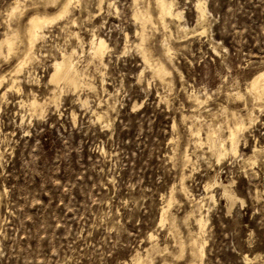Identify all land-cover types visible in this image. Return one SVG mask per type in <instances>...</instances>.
Listing matches in <instances>:
<instances>
[{
    "label": "rangeland",
    "instance_id": "374dc122",
    "mask_svg": "<svg viewBox=\"0 0 264 264\" xmlns=\"http://www.w3.org/2000/svg\"><path fill=\"white\" fill-rule=\"evenodd\" d=\"M15 1L0 0V40L8 25L19 34L10 59L0 55V264H134L136 253L144 264H193L201 210L203 264H264V95L249 91L264 71V0H175L182 17L165 26L155 0H138L153 16L145 46L166 65L162 81L136 48L134 0L76 2L17 74L27 19L60 5L22 0L11 18ZM93 35L109 42L103 63L89 55ZM74 49L82 83L62 92L52 64ZM236 118L246 124L238 153L218 162L198 139L228 135ZM213 180L232 183L233 205L218 186L206 198Z\"/></svg>",
    "mask_w": 264,
    "mask_h": 264
},
{
    "label": "bare ground",
    "instance_id": "6f19581e",
    "mask_svg": "<svg viewBox=\"0 0 264 264\" xmlns=\"http://www.w3.org/2000/svg\"><path fill=\"white\" fill-rule=\"evenodd\" d=\"M80 1L81 0H45L46 5H53V4L58 5V3H59L60 10L57 13H55L54 15H49L47 12L39 13V11H37L36 14L32 15L29 18V20L27 19L28 25L26 27L27 28L26 29L27 30V39L25 42L26 45H25L24 51L22 53L20 62L17 63L18 65L16 64L17 70L16 69L15 70H16L17 74L23 72L24 69L29 64H31L32 61H34V59L38 58L37 53H36V48L38 47V44L45 38V34H44L45 30L47 28H49L51 25H53L54 23H56L57 21L62 20L65 17H67L69 15V13L71 12L73 5L76 2H80ZM99 1H100V9H102V4L105 0H99ZM155 1H156V5H157V10H158V19H159L160 23L162 24V26L163 25L165 26L166 22L168 20L180 19L182 17V13L176 8L175 0H155ZM38 2H40V1H38ZM108 2H110V1H108ZM133 2H135V5H136V7H135L136 11L134 12L135 13L134 16L136 18V21L138 20L140 22V25H141V29H140L141 33L138 34V35H140V38H139L140 43L137 44L136 48L138 47V50H140V53L142 55V58H143L145 64L150 68V70H152L151 74H153V79L155 77V78L161 79V81H162L166 78L165 76L167 75V69L165 67L166 65H164V63L153 62V60L151 59L152 56L149 55L148 49L146 48L148 45L145 46L146 41H147V29L153 20L152 19L153 18L152 13H150V10H146L147 8L141 10L140 7L137 6L138 0H134ZM23 4L24 3L22 0H16L15 1V3L13 4L14 6L12 8V12L10 13L11 18L14 17L15 15L18 16L17 14L22 12V10L24 8ZM112 4L113 3L110 2V6ZM197 10H198V18L202 24V21L206 20L207 13H208L206 3L199 1L198 5H197ZM6 25H8V24H6ZM8 27H9L8 28L9 30L8 31L6 30L7 31L6 33L3 32L5 35L0 40V55H2L1 58H3L4 54H6V56H8V58H9V56L17 48L16 45H17V39H18L19 34L17 33V31L12 29L11 25H8ZM164 43H165V41H164ZM89 45H90V47H89L88 52H89L91 59H93V60L97 59L103 63V61H104V59H105V57L109 51V48H110L108 40L103 38V37L93 35V38L91 39ZM164 47H166V46L164 45ZM148 48H149V46H148ZM82 50L84 51V49H82ZM165 51H166L167 57L168 58L170 57L172 59L171 48L166 47ZM79 58L80 57H79L77 50L74 49L71 52H69V51L67 52L64 50L61 53L60 58H56L55 61L53 62V64H52L53 72L50 76V82L53 83L54 85L60 87L62 92H64L65 89L75 91L81 85V83H82L81 76H82L83 71H81L79 68ZM9 59H7V60H9ZM154 61H155V59H154ZM160 62H161V60H160ZM12 70H11V72H12ZM14 79L15 80H13L11 88L14 87V89H15L18 81L16 78H14ZM3 80H4V78H0V87L3 83ZM2 89H3V86H2ZM19 90H20V88H19ZM249 91L252 92L259 99L264 95V71L258 72V74H256L253 78H251L250 85H249ZM7 93H8V91L3 92L2 96L6 97ZM193 96H194V100L196 102L202 104V101L200 100V97L198 95H193ZM58 98H55V99L57 100ZM257 101H258V99H257ZM21 105H23V104H21ZM31 106L34 109H38L39 107H42V105L38 102L37 99H33V101L31 102ZM34 113H36V112H34ZM239 120L236 118V121L235 122L233 121L234 125L228 126V135L225 134L226 136L219 133V131H217L215 129H209L206 133L205 139L201 138V137L198 139V141L200 142L201 145L206 144L209 147L210 152L212 153L213 156H215L217 158L218 162L223 161L227 156H229L231 154L236 155L238 153L240 137L246 129V124L243 121H239ZM196 132L198 134H200L201 129L197 128ZM194 140H196V139H194ZM189 162H190V158L187 155L184 163L188 164ZM213 181H214L213 183L208 182L205 185L206 198L215 202V195L211 194V190L214 188V186H218L223 190V195L226 198H228L229 201L232 203L230 205H233L235 203V201L237 200V196H236L234 190L232 189V183H231V185H225L223 182H219L217 180H213ZM173 190H174V188H173ZM175 192H172L171 195L169 196L170 198H168L169 203H168L167 208L164 207L162 209L161 224L168 221V215L170 212V208L176 200L174 197ZM192 200H194V199H192ZM202 202L203 201L200 202L201 205H202ZM204 206L205 205H202L201 208ZM199 207H200V205H199ZM207 222H208V218H206V216L203 215L202 210H201L200 216L196 219V223L200 229V233H198L197 237L193 238L192 243H191L192 255L194 256V258L197 259V262L193 263V264H203V259L205 256V247H204V243L201 242L202 240L200 241V236L206 232L205 229L207 226ZM151 238L152 239L154 238V234L151 235ZM133 262H134V264H144L142 255L136 253V255L133 258Z\"/></svg>",
    "mask_w": 264,
    "mask_h": 264
}]
</instances>
